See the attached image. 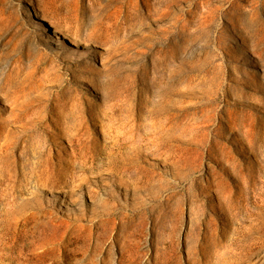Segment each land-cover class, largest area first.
<instances>
[{
    "label": "rangeland",
    "instance_id": "rangeland-1",
    "mask_svg": "<svg viewBox=\"0 0 264 264\" xmlns=\"http://www.w3.org/2000/svg\"><path fill=\"white\" fill-rule=\"evenodd\" d=\"M0 123V264H264V0H0Z\"/></svg>",
    "mask_w": 264,
    "mask_h": 264
},
{
    "label": "bare ground",
    "instance_id": "bare-ground-1",
    "mask_svg": "<svg viewBox=\"0 0 264 264\" xmlns=\"http://www.w3.org/2000/svg\"><path fill=\"white\" fill-rule=\"evenodd\" d=\"M35 19H36V24H38V26H40V28L44 29V26L41 24L40 20L43 19V15L41 13H39V11H37L35 8L33 9V15H32ZM59 34H62L61 31L56 28V27H52V31L50 33V37L52 39H55V40H59ZM64 36V35H63ZM69 42L71 44H76L73 40L69 39ZM86 52V50L84 51ZM88 62V61H87ZM90 64V63H89ZM13 108L10 109V111H12ZM3 126H1V123H0V132L3 130ZM3 142V141H2ZM1 142V143H2ZM2 146H6L4 144H2Z\"/></svg>",
    "mask_w": 264,
    "mask_h": 264
}]
</instances>
